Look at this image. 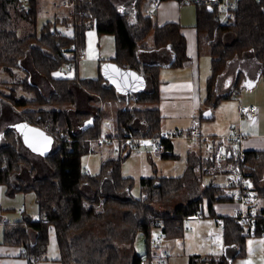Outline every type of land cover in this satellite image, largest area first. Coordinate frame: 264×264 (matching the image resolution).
<instances>
[{
  "label": "trees",
  "instance_id": "16d2710c",
  "mask_svg": "<svg viewBox=\"0 0 264 264\" xmlns=\"http://www.w3.org/2000/svg\"><path fill=\"white\" fill-rule=\"evenodd\" d=\"M69 1L72 9L67 17L57 18L54 23L46 22L39 32L35 29L33 33L21 37L17 22L36 27L41 0H0V72L14 78L15 72L27 64L41 77L39 83H45L48 89L44 90L31 78L14 85H18L24 93H33L31 98L34 99L26 95L18 96L17 89L5 91L0 88V129L4 130L0 135V186H5L11 195L33 191L39 212L37 219L24 214L17 221H0V243L23 248V256L37 263L46 260L50 231L53 229L62 264H141L145 257H150L149 241L154 230L160 231L168 240L182 238L185 219L200 213L224 220V251L217 257L191 255L188 264H234L238 258L245 257L248 235L234 217H221L214 208L217 203L233 202L229 193L234 185L227 187L203 182L207 171L216 166L214 155L197 157L189 152L184 175L180 177L142 178L140 198L132 195L134 180L122 174V163L129 155L120 154L103 161L96 175L85 171L82 158L93 152L92 142L99 147L98 140L103 135L101 123L107 117L106 111L77 112L76 122L73 123L70 114L60 107L78 103L77 89L86 94L87 99L80 101L84 106L124 102L126 106L116 112V129L110 138L126 143L128 138L133 137L138 144L148 143L162 132L160 110L149 107L160 101V71L164 64L158 57L168 54L169 62L175 58L170 67H183L188 61L187 43L177 23L159 26L141 12L145 0H137L134 23L129 14L117 8L111 0ZM215 14L214 7H197L199 46L208 49L211 57L205 108L200 111L201 119L207 120L214 118L213 110L221 101L232 96L233 91L220 95L218 86L234 62L255 61L259 65L257 75L264 79V0H242L235 21L228 26H219ZM57 24L71 30L72 34L57 31L54 28ZM93 28L101 36L112 35L115 38V56L108 63L132 71L136 82L145 81L148 89L124 94L103 75L97 80L79 77L76 67L80 61L79 51L85 48L87 32ZM72 46L76 47V51H72ZM103 63L105 61L101 65ZM63 67L71 68L74 76L55 78L53 74ZM244 73L242 70L237 73L235 89L237 86L251 88L244 82ZM1 84H5L3 86L7 89V83L0 81ZM32 105L46 109L22 113L15 110V107L27 109ZM135 105L147 107L138 108ZM15 117L54 135L53 151L41 158L26 153L28 151L23 148L18 131L8 124ZM63 118H67V126L60 131L58 138ZM80 118H84L82 123ZM163 145L161 158H176L171 141L164 140ZM126 147L130 152V146ZM125 149L120 145V152ZM227 161L234 162L238 171L254 179L257 168L264 166V150H247L242 156L231 157ZM188 180L193 188L202 189L197 198L179 204L171 211H159L154 207L155 204L164 206L183 192ZM253 186L259 197L264 199V183L255 178ZM112 211L121 214L123 224L130 230L132 248L136 235L140 232L145 235V257L135 252L127 256L112 238L90 231L93 226L102 224ZM262 231L260 226L255 235L262 236Z\"/></svg>",
  "mask_w": 264,
  "mask_h": 264
},
{
  "label": "rangeland",
  "instance_id": "374dc122",
  "mask_svg": "<svg viewBox=\"0 0 264 264\" xmlns=\"http://www.w3.org/2000/svg\"><path fill=\"white\" fill-rule=\"evenodd\" d=\"M70 2V1H69ZM134 0H113V3L119 6L120 8L124 9L127 8L125 11L131 12L132 4ZM69 5H71L69 3ZM148 1H144L141 5V12L145 15L148 7ZM193 5V4H191ZM190 5V6H191ZM71 7V6H70ZM193 8H196L195 5L192 6ZM44 5L41 7V12L39 15L38 23L35 26L32 24L24 23L22 21L17 22V27L19 31V35L21 37L27 36L31 33H33L36 29L37 32L40 31L42 28V25L45 24L46 18L43 14ZM61 25V24H59ZM62 26V25H61ZM61 26L57 27L58 31H66ZM68 30V29H67ZM72 32L71 30H69ZM99 46L101 48V52L99 53V56L101 60H99L98 57H95L96 48H89L88 49V56L86 60L80 61L78 63L77 71L79 74V77L82 79H93L97 80L100 78L101 75H105L106 67L109 65L108 60L113 58L115 56V38L112 35H102ZM99 52V51H98ZM105 61L100 66L101 62ZM68 67H63L58 73L54 74V77L61 78L62 73H68L67 71ZM71 69V68H70ZM75 70V68L73 67ZM101 70V72H100ZM243 71L244 73V82L251 86V88H240L236 87V93L237 96H231L230 99L224 100L222 104L221 110H219L218 115L216 116V121L208 123V127L215 132L214 135H216V151H212L213 155L214 153L221 150L222 145L220 144H226L228 136L232 134L231 129L234 127H237L239 129H242L241 132H244L246 134H249L250 136H258V137H264V79L261 80L260 86L256 88H252L256 81H257V74L259 71V65L253 61H237L234 62L231 65V68L228 72V77H237V73L239 71ZM74 72L73 70H71ZM161 72V71H160ZM35 71L32 67H29L27 64L22 70H17L15 72V77H11L10 75L0 72L1 77L4 76V78L8 81L6 85L7 89L4 88L1 84L0 88H3L5 91H10L9 88L17 89L18 96L26 95L27 97L33 96V93H24L19 89L18 85H14L15 82L23 81L28 78H31V81L36 82L37 84H40L44 90H48L45 83L41 82L39 83L40 76H35ZM61 74V75H60ZM74 74V73H73ZM106 76V75H105ZM111 82V81H110ZM112 83V82H111ZM149 86L147 83L143 80H141L139 83H136L134 86V90L140 91L148 89ZM221 89V88H220ZM253 89V90H252ZM222 90V89H221ZM120 91V90H119ZM121 93H126L124 91H120ZM76 95L78 97V103L75 105H67L64 107H60L62 110L67 111L70 116L69 118L73 120V123H75V113L77 112H87V111H93L95 112L99 104H92L91 107L93 108H87L86 106L82 105L80 103L81 98L85 97L86 94L84 91L77 89ZM34 99V98H31ZM84 101V99H83ZM251 103H255V106L259 109V115L258 121L253 123L251 120L244 119L241 117L239 112V107L243 104L245 105H251ZM104 106L106 108V116L104 119H102V128H103V135L102 138L105 139V143L97 147V144L91 143V146L93 148V152L85 155L82 158V164L83 168L86 172L90 173L91 175H96L100 172V168L102 165V162L109 159V158H116L120 154L122 156H126L127 152L122 153L120 150L118 151V147H120L119 144L124 146V143H120L118 139H111L110 135L114 134L116 129V112L119 109L124 108L126 105L124 102H111L110 104H105ZM220 105V104H219ZM218 105V106H219ZM99 107L104 108L103 104H100ZM138 108H143L142 106H138ZM154 108V107H153ZM19 111H30V110H39V109H46V107L41 106H28L27 109L23 107H17ZM96 109V110H94ZM77 115V114H76ZM78 116V115H77ZM202 115H200V111L197 113V118L201 123H205L207 121H213L207 120V119H201ZM84 118H80V123H82ZM64 123L62 124L61 128L58 130V138L60 136V131H64L67 126V118H63ZM110 122V123H109ZM179 127L178 131H166L165 128H163L164 133L170 134V138L174 142V150L173 153L176 154V158H166L162 159L160 156H156L153 154L151 143L148 142L147 144H143L141 142L140 144H131L130 145V155L124 160L122 163V174L124 177L130 176L134 180V187L132 189V195L136 198V196H139L140 198V180L141 178H150L152 176H166V177H180L184 175L186 163H187V153L192 150L191 153H193L195 156H199L200 154L196 151V149H200L202 151L203 157L209 156L207 151V146L200 144L197 142L196 144L193 142H196V140L191 138L189 139L187 133L189 129L192 127L193 120L190 121L189 119L182 118L179 121ZM204 124L202 125V132L205 134L204 130ZM0 132H2V129H0ZM171 133H174L172 135ZM211 139L210 137H208ZM190 146H192L191 150ZM219 146V147H218ZM196 148V149H195ZM54 149V144L52 145V148L50 152H52ZM189 150V151H188ZM195 150V151H194ZM129 154V153H128ZM127 154V155H128ZM39 162V161H38ZM200 167V166H199ZM199 167L197 169H199ZM245 172H240L237 170L236 165L234 162H228L225 161L222 164H216V166H213L210 168L207 173L203 176V182L204 184H208L210 182H213L215 184H222V186L230 187L234 185L233 190L236 189V183H235V177L238 174H244ZM248 173L246 172V175ZM255 178L259 179L260 181H263L264 179V166H261L257 168L256 170V176ZM254 178V179H255ZM254 179L252 177L246 176V180L249 184H252L254 182ZM187 185L185 190L181 192L179 195L173 197L169 202L163 204L162 207L161 204H155L154 207L158 209L159 211L166 210L171 211L175 205L184 204L194 198H197L200 194L202 189L201 188H193L192 182L187 181L185 184ZM5 201H10L11 207H16L14 211L7 212L3 211V216H7L9 220H14L18 217H21L20 209L21 206L25 203L27 205V215H34L38 213V204L36 202V197L33 191L29 192H17L13 195L8 194L6 192ZM238 203L236 201L233 202H227V203H219L217 205V209L219 212H222L221 207L229 208L226 212L230 213V208H235ZM164 208V209H163ZM29 213V214H28ZM207 214V211H206ZM29 215V216H30ZM208 217V216H207ZM196 220V221H195ZM204 223H207V221H203ZM197 223V219H190L185 224V236L190 237L193 232L190 230H186L187 226H190L193 228L196 227L195 224ZM219 231L220 230L219 224L217 223ZM94 231L95 234H98L105 238H112L114 241V244L121 249L122 253L127 256L134 255L133 252L140 256L145 257L146 253V242H145V235L143 233H138L134 239V247L132 248V234L130 230L123 224L121 220V214L117 211H112L108 214L107 218L102 224L93 226V228L90 229V231ZM214 232V231H213ZM161 233V232H159ZM153 234H158L157 230L153 231ZM248 235L247 242H246V256L242 258H238L234 264H264V236H256L255 232L253 234H246ZM220 235L215 234L212 236L213 238L208 237H201L199 241H192L188 240L187 238L186 243L183 242V240H178L176 242V249L172 250V255L170 258L166 261H163V263L160 262V260H157L154 262V264H188V258L192 254H214L215 257L221 255L224 251V245H223V239L219 237ZM181 243V246H179ZM182 243H185V245H182ZM209 249V250H207ZM221 250V251H220Z\"/></svg>",
  "mask_w": 264,
  "mask_h": 264
},
{
  "label": "crops",
  "instance_id": "0c3cea01",
  "mask_svg": "<svg viewBox=\"0 0 264 264\" xmlns=\"http://www.w3.org/2000/svg\"><path fill=\"white\" fill-rule=\"evenodd\" d=\"M111 1L113 2V0ZM145 1H148V5H147L148 7L147 11H148L151 7L152 0H145ZM68 4H69V0H41V7L44 5L43 14L46 18V22L54 23V21L57 18L61 20L64 17H67L72 9V5H68ZM190 5L191 4L189 3L182 4L180 3L179 0H163L160 6L158 7V9L156 10L154 17L151 18L154 21V23H156L159 26H163L167 23H177L180 26V33L182 36H184V38L186 39V43H187L188 61L184 64L183 67L172 68V67H168L170 63L168 61L170 59L169 55L160 54V57L158 58L161 61H163V64H164L160 72V81H161V84L159 87L160 101L159 103L149 106V107H154L160 110L161 115H162V122H161L162 131H163V128H165L166 131H178L177 129L180 124L179 121L182 118H185L187 120L189 119L190 121L193 120L191 128L196 126L205 138L204 140L202 139L196 140V142H193V143L196 144L197 142H199L200 144H203V145L206 144L205 145L207 146L206 153L210 155L212 154V151H216L217 149V147L215 146L216 145V142H215L216 135H214L215 132H213L208 127L207 124L216 121V116L218 115L219 110H221L222 108L221 106L224 100L220 102V105L215 110H213V114H214L213 121H210V122L207 121L205 123H201V121H199V119L197 118V113L198 111H201L203 108H205L204 100L206 97L207 81L211 77V57L209 55L208 49H205V48L201 49V47L199 46L198 30L196 28L197 7L193 8L192 7L193 5L191 6ZM116 7L124 11L125 13L129 14L133 23L136 21L137 0H134L130 13L125 11L127 8L122 9L117 5ZM145 16H146V13H145ZM58 26H61V25L57 24L56 27L54 25V28L57 30ZM61 27L63 28V30L65 29L66 31H59V32L69 34V35L72 34V32L67 30L64 26H61ZM101 37L102 36L97 33L96 28H93L87 32V40H86V46H85L86 57L83 60L87 59V56L89 54L88 53L89 48L91 49L96 48L97 50H95L96 51L95 57H98L99 60H101L99 56V53L101 52V48L99 46ZM148 42H149V45H151L150 39L148 40ZM83 60H80V61H83ZM99 67H101V64ZM67 71L68 73H62V75L60 74L61 78H72L74 76L73 74L74 72H72L69 67L67 68ZM237 80H238V76L237 77L233 76L232 78L228 77V74L226 76H223L219 82L218 93L220 95H223L230 91L236 92V89L234 88V83ZM261 80L262 78L260 79L257 75V81L252 88H256L260 86ZM0 81H3L5 83L8 82L4 78V76L1 77V75H0ZM84 98L85 97H82L81 100H83ZM85 99H87V97ZM96 104H99V105L103 104V107L106 106L104 103H96ZM99 105L97 109L106 110L105 107L100 108ZM251 105H255V103H251ZM138 106L147 107L146 105H137L136 107ZM242 106H248V105L243 104L239 108H241ZM86 107L91 108V110L93 109L91 105L89 106L86 105ZM15 110L18 113L24 112V110L19 111L17 107H15ZM239 112H240V109H239ZM259 117L260 115L258 112V118ZM18 118L19 120H17ZM18 118L15 117L14 121H11L8 124L13 125L14 128H16V130L18 131L19 136L21 138L22 146L23 148L26 149V151H28L26 153L32 156H35L36 158L44 157L45 155L50 153L52 145L54 144V141H53L54 135H51L48 132H45L37 127H34L28 122H24V121L20 122V120L22 119L20 117ZM258 118L255 121L253 120V123L258 121ZM203 124H204L203 126L204 130L207 131L205 132V134L202 132ZM240 130L242 131V129ZM3 131L4 130L0 132V135L3 133ZM244 134L248 136V138L244 140L241 144L242 149L244 151H247V150L263 151L264 150V137L250 136L249 134H246V133ZM208 137H210L211 139H209ZM169 140L171 141L173 145V150H174V142L172 139H169ZM143 144H147V142H143ZM238 146L239 144H236V143L233 144V147L235 148H238ZM191 147L192 146H190L189 150L192 149ZM196 151L200 154L199 156L203 157V155H201L202 151L200 149L198 150L196 149ZM189 152H192V150ZM189 152L187 154H189ZM128 155H130V152ZM162 177H166V176H162ZM219 185H222V184H219ZM6 192H7L6 187L0 186V221L6 222V221L20 220L22 216L27 213L26 212L27 205L25 203L21 206L22 208L20 209L21 217H18L14 220H9L7 216H3L4 210L7 212H11L16 209V207L10 206L11 205L10 201H5ZM230 194L231 192L229 193V195ZM141 196L142 194L140 193V197ZM138 197L139 196H136V198ZM218 204L219 203H217L214 206V208H215L216 213L221 217H224V216L233 217V214L235 213L238 207L237 205L235 206V208H230V213L226 212L229 208L221 207L222 212H219L217 209ZM263 204H264V199L261 198V205ZM38 215H39V212L34 215H30V216L33 219H37ZM194 218L197 219V223L195 224L196 227L194 228V230L190 226H187V229H186V230H190L191 232H193V234H191L190 237L188 236L186 237L185 232H184V236L179 239L168 240V239L163 238V240L160 241L158 246L150 254V257L149 258L145 257L143 260L148 259V261H151L152 264H154V262H156L157 260H160V262L163 263V261H166L170 258V256L172 255V250L176 249V242L178 240H183V242L185 243H186L187 238H189L188 240H191V242L199 241L202 236L205 238L206 237L213 238L212 236H214V233L217 235L219 234L221 236L219 237L223 239L224 233L223 232L221 233L219 231L216 218L207 217L206 215L202 216L201 218L191 217L189 219H185L184 221L185 224L188 220L194 219ZM203 221H207V223H204ZM159 232L160 231H158V233ZM185 243H182V245H185ZM179 246H181V243ZM23 251L24 249L21 247L7 246V245H3L0 243V264H62L60 249H59V246L56 240L55 231L53 229H51L50 231L49 246L47 249V253L45 255L46 260L33 263V261L23 256ZM164 252H167L169 254V257L166 259L162 257ZM192 255L215 256L214 254H210V253H207L204 255L202 254H192ZM162 259L163 261H161Z\"/></svg>",
  "mask_w": 264,
  "mask_h": 264
},
{
  "label": "built area",
  "instance_id": "2783aa9c",
  "mask_svg": "<svg viewBox=\"0 0 264 264\" xmlns=\"http://www.w3.org/2000/svg\"><path fill=\"white\" fill-rule=\"evenodd\" d=\"M163 0H152L151 7L146 12V17L153 18L156 10L160 6ZM186 3L193 4L196 7H214L216 14L215 19L219 26H228L235 21L236 11L238 9V5L242 0H184ZM261 2L262 0H256ZM69 5V4H68ZM66 5V6H68ZM62 35V34H61ZM72 51H76V47L72 46ZM86 50L85 48L80 49L79 58L80 60L85 59ZM233 96H237L236 92L232 93ZM258 108L255 105L242 106L240 108V115L244 119L247 120H256L258 118ZM232 134L228 136L227 142L224 146L222 144V148L220 151L214 154V161L216 164H222L227 161L229 158L242 156L244 150L242 149V142L248 138L247 135L241 132V130L237 127H233L231 129ZM174 135V133H171ZM188 137L194 140L202 139L204 140V136L199 131V129L195 126L191 128L188 133ZM170 134H166L161 132L160 136L156 138L150 139L148 142L151 143L153 154L156 156H162L164 145L163 141L171 139ZM130 137V136H129ZM104 138H100L98 140L99 146H102L105 142ZM120 142V141H119ZM121 143V142H120ZM138 144L137 139L131 137L128 138L127 142L124 144L125 150L123 153H129V148L126 145L130 146L131 144ZM141 143V142H140ZM239 144L238 148L233 147V144ZM121 145V144H119ZM119 151V147H118ZM126 154V155H127ZM236 189L231 191L230 196L234 201L238 203V207L233 214V217L236 221L242 226L245 234H253L257 228L260 226L263 227L262 236H264V204L261 205V198L259 197L257 191L254 189L253 183L249 184L246 180V176L242 174H238L235 177ZM203 215L198 213L193 217L201 218ZM191 218V217H190ZM189 219V218H187ZM217 223L219 224L220 230L224 233L225 230V222L223 219H217ZM164 236L162 233L153 234L149 243H150V254L153 250L158 246L161 240H163ZM162 257L164 259L169 257L167 252H164ZM141 264H152L151 261L142 260Z\"/></svg>",
  "mask_w": 264,
  "mask_h": 264
},
{
  "label": "water",
  "instance_id": "95a60500",
  "mask_svg": "<svg viewBox=\"0 0 264 264\" xmlns=\"http://www.w3.org/2000/svg\"><path fill=\"white\" fill-rule=\"evenodd\" d=\"M174 61L175 58L169 63L168 67H170ZM105 75L104 76L112 82L111 84L118 90L126 93L136 91L133 88L136 83L140 82H136V75L132 71L122 69L113 63H109L106 67Z\"/></svg>",
  "mask_w": 264,
  "mask_h": 264
}]
</instances>
